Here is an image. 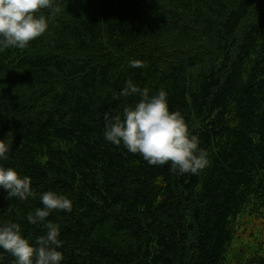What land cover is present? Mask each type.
<instances>
[{
    "label": "trees",
    "instance_id": "16d2710c",
    "mask_svg": "<svg viewBox=\"0 0 264 264\" xmlns=\"http://www.w3.org/2000/svg\"><path fill=\"white\" fill-rule=\"evenodd\" d=\"M58 3L37 13L42 36L0 53L2 163L37 193L0 189V220L35 244L46 229L26 216L53 190L73 201L47 218L62 264H264V0ZM127 81L167 91L209 154L204 170L181 175L104 139L105 115L138 100L115 98ZM0 264L15 258L0 250Z\"/></svg>",
    "mask_w": 264,
    "mask_h": 264
},
{
    "label": "clouds",
    "instance_id": "9594fccd",
    "mask_svg": "<svg viewBox=\"0 0 264 264\" xmlns=\"http://www.w3.org/2000/svg\"><path fill=\"white\" fill-rule=\"evenodd\" d=\"M42 9L51 14L60 11L58 0H0V53L10 48H25L29 42L42 36L49 28V19L38 15ZM132 68H143L142 60L129 61ZM138 97L135 103L126 104L115 116L105 115L104 139L127 151L140 154L150 165H169L170 171L181 175L198 174L209 165V154L200 147V139L189 130L179 111H170L168 93L159 89L150 94L127 81L115 97ZM11 132L0 139V189L7 193L6 199L27 201L37 198L32 189V178L22 175L14 167L5 166L11 149ZM42 207L28 213L29 224L44 225V235L35 244L24 235L20 223L0 220V250L15 258V264H62L64 254L61 229L47 218L54 212L71 213L73 201L65 194L48 190L39 194ZM45 221L47 223L45 224Z\"/></svg>",
    "mask_w": 264,
    "mask_h": 264
},
{
    "label": "rangeland",
    "instance_id": "374dc122",
    "mask_svg": "<svg viewBox=\"0 0 264 264\" xmlns=\"http://www.w3.org/2000/svg\"><path fill=\"white\" fill-rule=\"evenodd\" d=\"M260 230H261V232L263 231V241H264V226L261 227ZM261 232L259 233V235L261 234ZM257 237H258V236H257ZM243 238H245V237H243ZM246 241H247V240L243 239V240L241 241V244L245 243ZM239 242H240V240H238L237 243L239 244Z\"/></svg>",
    "mask_w": 264,
    "mask_h": 264
}]
</instances>
